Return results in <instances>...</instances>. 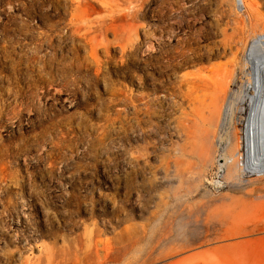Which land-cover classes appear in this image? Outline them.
Listing matches in <instances>:
<instances>
[{
    "label": "rangeland",
    "instance_id": "374dc122",
    "mask_svg": "<svg viewBox=\"0 0 264 264\" xmlns=\"http://www.w3.org/2000/svg\"><path fill=\"white\" fill-rule=\"evenodd\" d=\"M242 3L0 0V264H97V234L114 250L189 205L204 222L235 205L245 216L226 225L248 232L210 225L219 237L203 228L192 252L151 264H264L263 176L176 205L195 168L178 162L179 89L228 63L227 35L264 27V0ZM162 233L107 264H143Z\"/></svg>",
    "mask_w": 264,
    "mask_h": 264
},
{
    "label": "bare ground",
    "instance_id": "6f19581e",
    "mask_svg": "<svg viewBox=\"0 0 264 264\" xmlns=\"http://www.w3.org/2000/svg\"><path fill=\"white\" fill-rule=\"evenodd\" d=\"M241 2L245 4V0H236L237 5ZM248 21H252L251 16ZM243 28L238 27L231 37L227 35L224 39V52L230 58L228 63L214 67V76L207 77L209 80L194 82L193 90L186 92L179 89L181 101L175 144L178 152L186 155L178 162L195 166L188 178L193 182L189 196L176 197L179 208L195 196L213 195L212 186L245 187L254 177H264V27L256 26L248 32ZM186 97L189 99V112L183 106ZM190 157L195 161H191ZM222 206L212 210L206 222L193 215L192 205L186 212L183 210L182 216L169 208L164 221L156 220L149 230L146 226L133 229L127 243L114 250H111L107 240L97 234L89 258L97 264L117 261L137 245L142 233L148 231L161 230L165 233L158 240L159 248L150 252L143 264L192 252L196 248L195 242L188 236L204 232L203 228L206 234L201 242L216 239L219 235L210 237L209 233L210 227L216 224L221 226V237L248 232L241 225H226L229 219L236 221L244 217V211H239L235 205L229 209ZM201 253L195 251L183 255L169 264L185 262Z\"/></svg>",
    "mask_w": 264,
    "mask_h": 264
},
{
    "label": "built area",
    "instance_id": "2783aa9c",
    "mask_svg": "<svg viewBox=\"0 0 264 264\" xmlns=\"http://www.w3.org/2000/svg\"><path fill=\"white\" fill-rule=\"evenodd\" d=\"M243 4V3H242Z\"/></svg>",
    "mask_w": 264,
    "mask_h": 264
}]
</instances>
